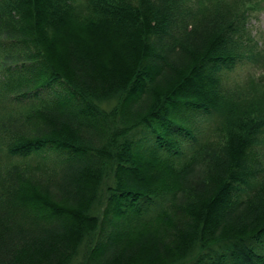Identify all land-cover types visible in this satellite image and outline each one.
I'll use <instances>...</instances> for the list:
<instances>
[{
	"label": "trees",
	"instance_id": "trees-1",
	"mask_svg": "<svg viewBox=\"0 0 264 264\" xmlns=\"http://www.w3.org/2000/svg\"><path fill=\"white\" fill-rule=\"evenodd\" d=\"M261 11L0 0V264H264ZM133 149L144 176L126 169ZM47 157L42 192L22 175L10 187ZM82 159L87 186L67 177Z\"/></svg>",
	"mask_w": 264,
	"mask_h": 264
},
{
	"label": "rangeland",
	"instance_id": "rangeland-1",
	"mask_svg": "<svg viewBox=\"0 0 264 264\" xmlns=\"http://www.w3.org/2000/svg\"><path fill=\"white\" fill-rule=\"evenodd\" d=\"M249 28L251 29L253 35H255V38L257 40L260 41V46L264 49V11H261L259 13H257L254 17H252V19L250 20V24H249ZM11 34L9 32H5V36H10ZM252 72L251 70V66L249 65L248 62H244L242 63L241 65H239V67L237 68L236 70V80H240L241 81L239 83H245L247 80L244 79V77L247 75L248 72ZM250 88H253L251 86L241 90L240 92H238V97H243V96H246L248 95L249 93H251L253 90H251ZM255 90V88H254ZM219 143V140L218 141H211L210 143V150L214 149V148H217L220 144ZM122 146V145H121ZM125 149H120V151H117V152H122V150H124L125 152H127L128 150V147H124ZM123 153V152H122ZM204 153V151L202 152ZM131 154V157L129 159H132L131 162L133 163L132 165L134 166L133 168L131 169H128L126 168L128 171H131L132 173L135 172V173H139L140 170L142 169L143 172V176H144V172L146 171L145 169L148 168V164L146 166L143 165V163L141 162L142 160L147 162V160H149V157L145 154H140V152H138L136 149H133L132 152H130ZM53 158L54 157H47L45 158V160H37V165L40 164L41 168L39 167V169H36V170H33L32 172H24L23 173V170H24V166H25V163L20 165V167L17 169V170H14L13 173H12V176H13V179L12 181L10 182V187L12 188H16L17 187V183H18V177L20 175H22L24 177V181H26V179L28 180H33L34 184H35V189L36 191L38 192H42L40 190L41 186L42 185H45V179H44V175H43V172L47 169V168H51V166L55 165L56 163L54 164H51L52 161H53ZM119 159H122L124 160V162H127L128 158L127 156H124L123 158L122 157H119ZM203 160V158H199L198 162H197V166H201L202 163L201 161ZM78 162V163H77ZM90 162V161H89ZM88 162V160H79V161H75V162H69L68 164L66 165H71V164H75V170H69L70 174L67 176L68 179L70 180H76L77 179L75 177V173H77L79 179H82L83 182V185L84 186H87L88 185V182L89 180H87V178L85 177V173L89 172V170H87V167L91 166V164ZM98 167V165H97ZM140 167V170L138 169ZM46 168V169H45ZM153 170H155L154 173L150 172L151 174H155L156 173V170H158V168H154ZM189 173V172H188ZM140 174V173H139ZM64 176V175H63ZM62 176V177H63ZM90 176V174H89ZM87 175V177H89ZM190 176V174L188 175ZM87 182V183H86ZM262 182L264 183V179L262 180ZM86 183V184H85ZM77 184V182H76ZM57 186H62L61 184L60 185H57ZM61 189V187H59ZM221 206V205H220ZM241 213H239L238 215H240ZM113 219V218H112ZM58 220V219H56ZM124 221L120 222V223H116V225H114V227L116 226L115 228V232L118 233V235H121L124 231L123 229L126 228V225L123 224Z\"/></svg>",
	"mask_w": 264,
	"mask_h": 264
}]
</instances>
